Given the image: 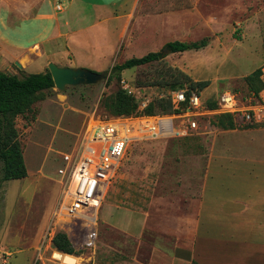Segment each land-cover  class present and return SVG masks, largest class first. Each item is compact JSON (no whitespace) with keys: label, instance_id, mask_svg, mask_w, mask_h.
I'll use <instances>...</instances> for the list:
<instances>
[{"label":"rangeland","instance_id":"obj_1","mask_svg":"<svg viewBox=\"0 0 264 264\" xmlns=\"http://www.w3.org/2000/svg\"><path fill=\"white\" fill-rule=\"evenodd\" d=\"M263 4L264 0H126L118 6L116 14L123 15L124 27L117 26V33L123 34L115 59L104 58L102 69L92 67L89 52L96 41L91 39L84 45L88 50L77 55L83 68L108 74L96 84L68 87L86 112L70 113L62 127H50L45 134H35L42 125L37 124L40 103L16 119L28 176L3 180L0 159V264H69L61 256L65 252L52 243L59 231L68 234L76 264H184L175 262L177 251L190 260L191 184L206 173L212 157V162L223 160L229 173L246 164L249 168L245 159L264 160V122L222 128L213 121L205 134L132 143L100 208L88 209L93 218L59 215L64 190L59 169L66 165L65 155L79 147L90 113L113 116L102 101L120 88L133 95L140 108L189 88L190 81H210L201 92L206 98L225 88L244 93L248 77L264 67V21L255 16ZM8 7L0 3V33L27 42L22 49L26 51L34 42L27 40L28 35L36 29L25 20L6 27L2 18L10 15ZM203 38L208 44L201 49L164 52L159 60L111 76L114 64L152 51L161 53L167 42ZM0 52L10 58L16 50L6 46ZM253 164L257 169L258 163Z\"/></svg>","mask_w":264,"mask_h":264},{"label":"crops","instance_id":"obj_2","mask_svg":"<svg viewBox=\"0 0 264 264\" xmlns=\"http://www.w3.org/2000/svg\"><path fill=\"white\" fill-rule=\"evenodd\" d=\"M59 1L0 0L3 7L9 6L10 15L7 20L2 18L6 27L7 23L17 25L25 20L36 29L28 35L27 40L34 42L25 47L26 51L22 49L27 42H15L7 33H0V47L6 49L9 46L16 50L10 58L0 52L1 72L24 79L31 74L47 72L50 62L59 66L83 67L85 64L78 62L80 57L77 55H82L78 54L83 53L80 50H88L84 48L87 39L96 41L89 52L92 67L100 68L104 58L108 62L115 59L120 52L123 34L117 33V26L124 27L120 23L123 15L116 14V10L126 0ZM64 1L70 5L64 6ZM263 10L264 4L256 9L258 20L264 21ZM87 15L91 17L87 18ZM72 20L74 24H71ZM58 56L62 59L59 60ZM261 77H264V67ZM68 87L64 91L54 87L50 96L48 94L34 104L43 106L37 119V124L42 125L35 134H45L50 127H62V119L70 113L86 112L76 99L71 98ZM211 159L206 173L191 184L190 260L180 257L181 252L177 251L175 262L264 264V160L245 159L244 162L251 163L249 168L246 164L244 168L241 166L229 173L223 169V160L212 162ZM253 163H258L257 169Z\"/></svg>","mask_w":264,"mask_h":264},{"label":"built area","instance_id":"obj_3","mask_svg":"<svg viewBox=\"0 0 264 264\" xmlns=\"http://www.w3.org/2000/svg\"><path fill=\"white\" fill-rule=\"evenodd\" d=\"M262 81L264 84V77ZM215 96L217 105L211 107L201 92L180 88L170 97L173 113L106 117L91 113L79 147L65 155L66 165L59 169L64 183L59 215L93 218L88 209L98 211L136 141L205 134L221 114H231L237 126L264 122V86L258 94L248 87L244 93L225 88Z\"/></svg>","mask_w":264,"mask_h":264},{"label":"trees","instance_id":"obj_4","mask_svg":"<svg viewBox=\"0 0 264 264\" xmlns=\"http://www.w3.org/2000/svg\"><path fill=\"white\" fill-rule=\"evenodd\" d=\"M208 44L207 38L197 41L174 40L167 42L163 50L169 53L201 49ZM159 52H149L140 57L129 58L122 63L114 64L111 76L120 77L122 72L141 65L159 60ZM262 68H258L248 77L250 91L259 93L264 84L261 79ZM111 78V77H110ZM210 85L209 80L190 81L188 87L202 92ZM55 87L52 74L48 69L45 73L31 74L24 79L0 71V159L3 162V180L22 179L28 176L24 150L16 127L18 116H26L33 111L34 104L48 95ZM204 97V96H203ZM215 95L204 97L211 107L217 105ZM102 106L113 116H130L137 113L169 114L175 111L170 97H160L150 101L144 108L130 93L120 88L115 94L102 101ZM214 123L222 128H233L237 125L231 114L217 115ZM251 126V125H247ZM54 247L62 252L74 254L73 244L64 231L57 232L52 238ZM192 264H200L193 261Z\"/></svg>","mask_w":264,"mask_h":264},{"label":"water","instance_id":"obj_5","mask_svg":"<svg viewBox=\"0 0 264 264\" xmlns=\"http://www.w3.org/2000/svg\"><path fill=\"white\" fill-rule=\"evenodd\" d=\"M164 52L159 53L160 58L164 56ZM49 70L55 82V87L61 91L66 90L67 86L96 84L108 77V74L104 72H95L83 67L59 66L54 62L49 63ZM63 261L75 264L76 257L64 253Z\"/></svg>","mask_w":264,"mask_h":264},{"label":"bare ground","instance_id":"obj_6","mask_svg":"<svg viewBox=\"0 0 264 264\" xmlns=\"http://www.w3.org/2000/svg\"><path fill=\"white\" fill-rule=\"evenodd\" d=\"M60 253H62L61 251H60ZM61 256L63 257V255L61 254ZM76 262H77V258H76ZM76 264V263H75Z\"/></svg>","mask_w":264,"mask_h":264}]
</instances>
